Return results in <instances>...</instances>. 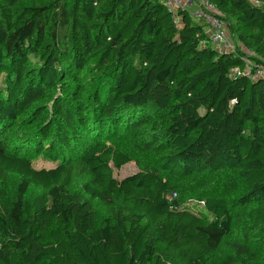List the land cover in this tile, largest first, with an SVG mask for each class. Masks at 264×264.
I'll return each instance as SVG.
<instances>
[{
	"label": "trees",
	"instance_id": "obj_1",
	"mask_svg": "<svg viewBox=\"0 0 264 264\" xmlns=\"http://www.w3.org/2000/svg\"><path fill=\"white\" fill-rule=\"evenodd\" d=\"M207 1L237 55L166 0H0V264L249 257L264 77L230 71L264 65V0Z\"/></svg>",
	"mask_w": 264,
	"mask_h": 264
},
{
	"label": "built area",
	"instance_id": "obj_2",
	"mask_svg": "<svg viewBox=\"0 0 264 264\" xmlns=\"http://www.w3.org/2000/svg\"><path fill=\"white\" fill-rule=\"evenodd\" d=\"M253 1L257 4L256 1ZM169 10L178 13L180 9L188 10L190 15L197 21L206 25L205 33L209 44L221 54L237 55L236 44L229 33L227 23L223 19V13L216 4L207 0H166ZM178 22L180 20L178 19ZM250 54L254 53L248 51ZM244 67L235 66L231 69V76H246L250 80L264 77V65L242 57Z\"/></svg>",
	"mask_w": 264,
	"mask_h": 264
},
{
	"label": "rangeland",
	"instance_id": "obj_3",
	"mask_svg": "<svg viewBox=\"0 0 264 264\" xmlns=\"http://www.w3.org/2000/svg\"><path fill=\"white\" fill-rule=\"evenodd\" d=\"M205 42L206 41H203V44ZM33 164V166L36 168H51L55 167L58 162L49 161L41 157L39 159H36ZM136 171V163L134 161H131L120 169H114V175L116 178L122 179L125 176L135 173ZM187 204L189 205V207L195 210L202 209V205L198 204L196 201H188ZM250 250L251 252L248 254L249 257H238L236 264H264V226L257 230H253L250 233Z\"/></svg>",
	"mask_w": 264,
	"mask_h": 264
},
{
	"label": "crops",
	"instance_id": "obj_4",
	"mask_svg": "<svg viewBox=\"0 0 264 264\" xmlns=\"http://www.w3.org/2000/svg\"><path fill=\"white\" fill-rule=\"evenodd\" d=\"M197 22H199V21H197ZM201 23H202V26H203L204 30H206V25L203 22H200V24Z\"/></svg>",
	"mask_w": 264,
	"mask_h": 264
},
{
	"label": "water",
	"instance_id": "obj_5",
	"mask_svg": "<svg viewBox=\"0 0 264 264\" xmlns=\"http://www.w3.org/2000/svg\"><path fill=\"white\" fill-rule=\"evenodd\" d=\"M175 203V202H174Z\"/></svg>",
	"mask_w": 264,
	"mask_h": 264
}]
</instances>
